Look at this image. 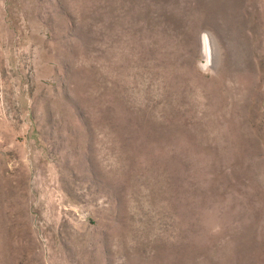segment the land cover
<instances>
[{
	"label": "rangeland",
	"instance_id": "1",
	"mask_svg": "<svg viewBox=\"0 0 264 264\" xmlns=\"http://www.w3.org/2000/svg\"><path fill=\"white\" fill-rule=\"evenodd\" d=\"M0 264H264V0H0Z\"/></svg>",
	"mask_w": 264,
	"mask_h": 264
},
{
	"label": "bare ground",
	"instance_id": "2",
	"mask_svg": "<svg viewBox=\"0 0 264 264\" xmlns=\"http://www.w3.org/2000/svg\"><path fill=\"white\" fill-rule=\"evenodd\" d=\"M204 38V37H203ZM207 39H208V37H205V40H204V51H205V55H206V57L207 58H209L208 56H209V47H208V44H207ZM161 134V133H160Z\"/></svg>",
	"mask_w": 264,
	"mask_h": 264
}]
</instances>
